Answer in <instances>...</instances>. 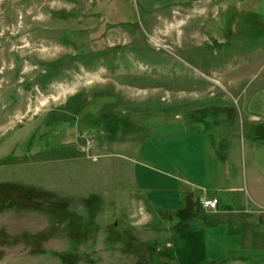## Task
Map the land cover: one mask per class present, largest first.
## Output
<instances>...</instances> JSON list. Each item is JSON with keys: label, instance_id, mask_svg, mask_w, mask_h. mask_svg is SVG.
<instances>
[{"label": "rangeland", "instance_id": "1", "mask_svg": "<svg viewBox=\"0 0 264 264\" xmlns=\"http://www.w3.org/2000/svg\"><path fill=\"white\" fill-rule=\"evenodd\" d=\"M254 167L264 0H0V264H264L173 215Z\"/></svg>", "mask_w": 264, "mask_h": 264}, {"label": "crops", "instance_id": "2", "mask_svg": "<svg viewBox=\"0 0 264 264\" xmlns=\"http://www.w3.org/2000/svg\"><path fill=\"white\" fill-rule=\"evenodd\" d=\"M227 177L229 178V174H227ZM250 182L252 185L249 186V194L247 196V200L242 204V207L232 209L228 206L227 202L223 200H219L215 195H208L207 193L203 195H197L195 197H192V194H190L189 191H191L192 187L201 188L203 185L197 184L191 180L184 179L183 183L188 188V193L185 192V204H189L192 200H197L200 197L205 198H216L217 202L214 208H204L201 207L196 212V218L201 219L202 222L209 221L211 222L210 229H223L226 235L233 234L236 232V235L238 237L242 236L244 233L247 235L249 232L248 230L250 228H258L260 232L256 233V241L253 243V245L258 246L259 249L261 247H264V212L255 211L252 210L249 207H246L244 205L252 204L254 206H258L262 197H264V184H262L261 179L263 178L259 170L254 167V170L251 171V174L249 175ZM259 182V184L254 185L253 183ZM227 185H221L220 183L214 184L213 188L216 191H219L220 193H231V192H237L241 190L240 185H234L233 182H227ZM201 190V189H200ZM187 191V189H186ZM248 218V219H247ZM204 226V224H202ZM206 226V225H205ZM246 231L244 232L243 230ZM249 234V233H248ZM258 236V238H257ZM244 237V236H243ZM238 243L234 244L233 246L236 249L238 245H243V241L239 240L236 241ZM221 246L224 250H227L228 248V242L227 240H223V242H220ZM204 251V250H203ZM228 258V256H227ZM211 261V260H210ZM212 262V261H211Z\"/></svg>", "mask_w": 264, "mask_h": 264}, {"label": "trees", "instance_id": "3", "mask_svg": "<svg viewBox=\"0 0 264 264\" xmlns=\"http://www.w3.org/2000/svg\"><path fill=\"white\" fill-rule=\"evenodd\" d=\"M199 208H200L199 202L195 199V200L190 201L188 205H185L184 207L178 209L176 212H173V215L178 216L180 214H188V217H186L185 221H187L188 219L191 220V218L194 217V215L196 214ZM169 214L171 213L169 212ZM187 246H188V243H187ZM200 246H203V242L201 241H200ZM192 248L193 246L189 244L187 249L191 250ZM202 254H203V257L201 258V260L205 259L204 252H202Z\"/></svg>", "mask_w": 264, "mask_h": 264}, {"label": "built area", "instance_id": "4", "mask_svg": "<svg viewBox=\"0 0 264 264\" xmlns=\"http://www.w3.org/2000/svg\"><path fill=\"white\" fill-rule=\"evenodd\" d=\"M199 205L204 208H214L216 205V198H205V197H200L198 199Z\"/></svg>", "mask_w": 264, "mask_h": 264}]
</instances>
